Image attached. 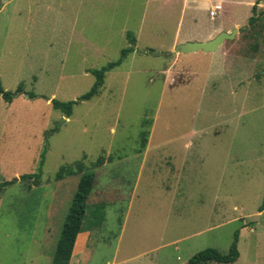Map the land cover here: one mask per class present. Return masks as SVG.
Here are the masks:
<instances>
[{
  "label": "rangeland",
  "instance_id": "obj_1",
  "mask_svg": "<svg viewBox=\"0 0 264 264\" xmlns=\"http://www.w3.org/2000/svg\"><path fill=\"white\" fill-rule=\"evenodd\" d=\"M190 3L197 26L183 0H0V87L23 92L0 97V264L52 263L80 180L55 177L80 162L97 179L70 264H188L227 254L237 231L234 264H264V26L249 25L256 0ZM179 23L189 42L238 33L157 55ZM129 36L98 97L69 119L53 108L88 93Z\"/></svg>",
  "mask_w": 264,
  "mask_h": 264
},
{
  "label": "trees",
  "instance_id": "obj_2",
  "mask_svg": "<svg viewBox=\"0 0 264 264\" xmlns=\"http://www.w3.org/2000/svg\"><path fill=\"white\" fill-rule=\"evenodd\" d=\"M263 1L264 0H256V4L252 8L253 15L249 19V25L255 26L258 24L264 26V11H259L258 9L259 4ZM129 39V43L131 44V46L122 51L121 58L118 61L111 62L100 70L91 71V74L95 76L96 80L93 87L88 93L81 96L78 101L62 102L60 100L54 99L52 100L53 108L64 113V115L69 119L73 115L75 106H77L81 102L89 101L98 97L101 93L102 88L104 87L107 73L119 67L122 64L123 60L126 59L128 55L134 52L135 40L131 36H129ZM19 93H23L20 87L16 92H6L3 88L0 87V97H2L7 102H12ZM97 163L102 165L101 159H99V162ZM89 170L90 169L83 162H80L76 165H71L64 169H61L55 177L57 181H61L68 177L80 176V180L78 183L77 191L72 199L63 226L61 228V234L51 264L71 263L77 237L80 233L83 232V225L90 206L88 203L91 196H93V190L95 188L97 179V175L94 172H90ZM29 180H33L35 184H38L40 182L38 174H26L21 177V181L27 182ZM6 185L7 183L0 185V189H2ZM259 211H264V201ZM239 238L240 231H237L234 235V241L227 254H223L217 249L209 248L193 256L188 264L236 263L240 258V251L238 246Z\"/></svg>",
  "mask_w": 264,
  "mask_h": 264
},
{
  "label": "water",
  "instance_id": "obj_3",
  "mask_svg": "<svg viewBox=\"0 0 264 264\" xmlns=\"http://www.w3.org/2000/svg\"><path fill=\"white\" fill-rule=\"evenodd\" d=\"M238 33V29L234 30L232 33L223 32L216 36L214 39L207 42H187L178 45L175 47L174 51H170L167 53H156L165 58L173 59L176 55L179 54H193L198 52L204 53H214L220 47H222L228 40H234L236 34ZM30 98V96H28ZM63 122H66V118L62 119Z\"/></svg>",
  "mask_w": 264,
  "mask_h": 264
},
{
  "label": "crops",
  "instance_id": "obj_4",
  "mask_svg": "<svg viewBox=\"0 0 264 264\" xmlns=\"http://www.w3.org/2000/svg\"><path fill=\"white\" fill-rule=\"evenodd\" d=\"M162 1H165V2H171V1H174V0H162ZM183 1H187V3H188V5H187V8H188V11H189V9L191 10L190 11V17H189V20L187 21V23H189V25H193V26H197L198 24L196 23V21H195V13L192 11V4H194V3H190L191 2V0H183ZM195 1V0H194ZM212 1V0H211ZM216 1L217 0H215V4H216ZM212 6V5H211ZM214 7V6H213ZM196 8V7H195ZM213 9V8H212ZM182 33H185V34H182ZM188 33V30H184V25L183 24H181V23H179V25H178V27H177V29H176V34H175V36H174V40H173V42H172V44L170 45V51H174V49H175V47H177L178 45H180V44H183V43H186V42H189V41H192V40H190V39H192V35L191 34H187ZM191 33V32H190ZM219 35V34H218ZM186 37V38H185ZM213 37L214 36H212L211 34H209V35H207L204 39H203V42H207V41H210V40H212L213 39ZM221 48V47H220ZM219 48V49H220ZM218 49V50H219ZM217 50V51H218ZM193 54H199V52L198 53H193ZM208 54V53H207ZM181 55H183V54H179V55H176L175 57H174V59L175 58H177V60L178 59H180L181 58ZM66 120L68 121V119L66 118ZM87 233L88 234H86V235H88V238L90 237L89 235V232L87 231ZM82 234H84V230H83V232L82 233H80L79 235H78V237H77V241H76V245H75V248H74V252H73V256H72V260H73V257L75 256V252H76V249H77V246H78V244H79V238H80V236L82 235ZM72 260H71V262H72Z\"/></svg>",
  "mask_w": 264,
  "mask_h": 264
}]
</instances>
